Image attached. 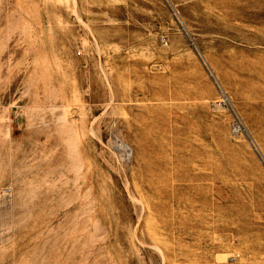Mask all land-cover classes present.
I'll list each match as a JSON object with an SVG mask.
<instances>
[{
  "label": "rangeland",
  "instance_id": "1",
  "mask_svg": "<svg viewBox=\"0 0 264 264\" xmlns=\"http://www.w3.org/2000/svg\"><path fill=\"white\" fill-rule=\"evenodd\" d=\"M0 264H264V0H0Z\"/></svg>",
  "mask_w": 264,
  "mask_h": 264
},
{
  "label": "built area",
  "instance_id": "2",
  "mask_svg": "<svg viewBox=\"0 0 264 264\" xmlns=\"http://www.w3.org/2000/svg\"><path fill=\"white\" fill-rule=\"evenodd\" d=\"M78 53L80 54L81 53V50H79Z\"/></svg>",
  "mask_w": 264,
  "mask_h": 264
}]
</instances>
